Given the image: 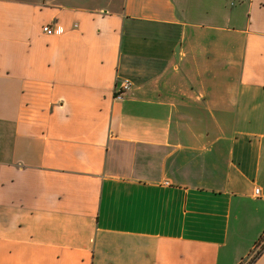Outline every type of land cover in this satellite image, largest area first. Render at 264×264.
Instances as JSON below:
<instances>
[{
  "label": "crops",
  "instance_id": "0c3cea01",
  "mask_svg": "<svg viewBox=\"0 0 264 264\" xmlns=\"http://www.w3.org/2000/svg\"><path fill=\"white\" fill-rule=\"evenodd\" d=\"M263 236L264 0H0V264H264Z\"/></svg>",
  "mask_w": 264,
  "mask_h": 264
},
{
  "label": "built area",
  "instance_id": "2783aa9c",
  "mask_svg": "<svg viewBox=\"0 0 264 264\" xmlns=\"http://www.w3.org/2000/svg\"><path fill=\"white\" fill-rule=\"evenodd\" d=\"M43 30L48 35H52L54 33L53 28L50 27V26H45L43 28ZM131 87H132V81L130 79H124V80H121L120 82H118L117 86L115 88V100H118V101L124 100L125 94L131 89ZM255 193H256V195H259L260 194V189L256 188ZM259 245L260 246H259V248H257L256 254L254 255L255 257L262 250V248H263L262 246H264V236H263V239L261 240V243Z\"/></svg>",
  "mask_w": 264,
  "mask_h": 264
},
{
  "label": "trees",
  "instance_id": "16d2710c",
  "mask_svg": "<svg viewBox=\"0 0 264 264\" xmlns=\"http://www.w3.org/2000/svg\"><path fill=\"white\" fill-rule=\"evenodd\" d=\"M263 249H264V246H263ZM254 261V260H253Z\"/></svg>",
  "mask_w": 264,
  "mask_h": 264
}]
</instances>
